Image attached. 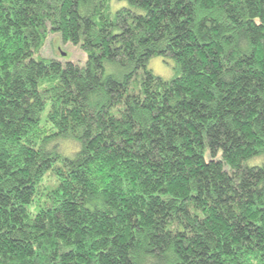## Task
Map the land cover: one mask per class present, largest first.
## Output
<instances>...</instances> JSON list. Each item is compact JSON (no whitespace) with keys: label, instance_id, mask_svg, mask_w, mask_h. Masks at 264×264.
Instances as JSON below:
<instances>
[{"label":"trees","instance_id":"obj_1","mask_svg":"<svg viewBox=\"0 0 264 264\" xmlns=\"http://www.w3.org/2000/svg\"><path fill=\"white\" fill-rule=\"evenodd\" d=\"M113 1L0 0V264H264V0Z\"/></svg>","mask_w":264,"mask_h":264},{"label":"rangeland","instance_id":"obj_2","mask_svg":"<svg viewBox=\"0 0 264 264\" xmlns=\"http://www.w3.org/2000/svg\"><path fill=\"white\" fill-rule=\"evenodd\" d=\"M122 4H126L125 0H119L118 2L113 1V10ZM41 53L46 56L58 58L63 62L71 60L80 64H84L87 57L80 45L72 42H64L60 33L57 32L49 35ZM148 67L151 68L154 73L164 78H171L176 74L175 62L172 57H167L165 59L162 56H153L149 59Z\"/></svg>","mask_w":264,"mask_h":264}]
</instances>
